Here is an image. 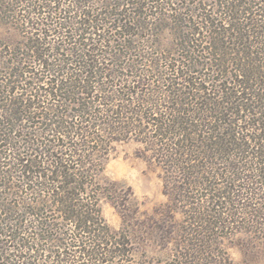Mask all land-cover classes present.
I'll list each match as a JSON object with an SVG mask.
<instances>
[{"label": "trees", "instance_id": "1", "mask_svg": "<svg viewBox=\"0 0 264 264\" xmlns=\"http://www.w3.org/2000/svg\"><path fill=\"white\" fill-rule=\"evenodd\" d=\"M46 1L25 2L28 15H21L19 24L33 19L42 27L36 21L42 9L50 14L52 3L53 14L60 5ZM64 1L58 37L70 42L68 54L77 59H45L30 39L25 47L45 76L23 90L31 95L40 84L47 88H41L39 101L26 95L0 100L5 102L0 105V169H16L12 174L0 170V176L21 178L19 192L34 197L20 203L21 216L9 221L13 226H0V236L9 242L6 249L0 241V264L126 263L136 252L132 240L146 251L166 248L168 264H235L217 232L229 225L251 226L237 231L246 236L237 244V264H264V0H217L212 12L200 0L193 7L187 1V17L177 16L169 27L180 41L176 45L185 49L181 55L167 54L155 41L161 13H155V23H146L142 15L144 8L162 9L173 0H133L131 17L130 0ZM183 23L189 24L187 31ZM112 30L130 44L119 43ZM197 54L207 57L199 60ZM21 67L14 77L26 75ZM39 116L40 131L28 132L24 124L20 133L22 122ZM133 134L173 168L170 196L179 215L173 229L120 225L115 230L104 224L102 196L121 207L123 222L137 209L129 214L125 207L129 187L101 180L104 161H93L91 144L100 135L107 145ZM6 204L13 212L0 193V208ZM41 211L57 214L59 223L28 225L26 215ZM224 232L226 238L234 234ZM145 238L155 241L144 244Z\"/></svg>", "mask_w": 264, "mask_h": 264}, {"label": "rangeland", "instance_id": "2", "mask_svg": "<svg viewBox=\"0 0 264 264\" xmlns=\"http://www.w3.org/2000/svg\"><path fill=\"white\" fill-rule=\"evenodd\" d=\"M35 1L39 3L43 0H0V89L1 91L3 90V94L0 95V100L2 98L6 99L5 97L19 98L26 95L31 99H33L32 96H35L36 100L39 101V99H41V94L43 95L44 92L41 88H47L44 84H40L38 91L31 90V95L29 92L23 90V88L29 87V85L34 87L35 83L37 85L36 79L41 81L45 76V74H42L40 71L41 67L37 68V65L32 63V53L25 47V45L28 46L31 44L30 39L37 41L42 54L44 53L45 59H50L51 61L56 59V63H59L58 59H77L75 55L68 54V49H71L70 42H67V40L66 42H62L61 38L58 37V33L61 32V29L58 26L63 25L61 24V17L64 15V0H59V6L55 4V11L56 7L59 9L57 13H51L53 7L52 3L49 5L50 14H48V12L46 14L45 9H42L44 13L41 11L42 15H39V19L36 20L43 23L42 27L37 26L33 19H31L33 22L29 23L30 25L19 24L21 15L26 17L28 15L25 12V2L33 3ZM187 1H189V4H191L190 6L193 7L197 0H173V4L168 3V6L162 9L158 8L154 10L149 7L142 9V15L146 23H155L158 21V19H154V17H156L155 13L158 12L161 13V18H164V20L160 21V26L154 30V33L157 35L155 41L159 44L160 49L166 51L167 54L168 52L172 54L175 52V55L176 53L181 55L185 51V49L176 45L177 43H180V41L173 37V28L170 30L169 27H173L174 18L177 16L187 17V12L183 9V6H185ZM216 1L217 0H200V4L203 2L202 6L207 7L212 12ZM132 2L134 1L130 0V17L133 15V11H135V4H131ZM43 3L48 5V1L46 0H44ZM67 3L68 1L66 0V4ZM129 7L125 6L124 9H128ZM9 8L12 9L11 12H8ZM33 17L35 18V15ZM184 23L182 26L186 30V27H188L189 24L184 25ZM69 30H71V28ZM113 32L114 30L111 31V33L115 35L114 39H118L119 43L124 45L130 44L126 36L124 37L117 34V32ZM67 36H69V34H67ZM135 45L137 44H133V46ZM197 55L200 56L198 57L199 60L203 57H207V54H202L203 57L199 54ZM16 60H20L19 67ZM20 66L24 68L22 70L27 71L26 75L22 78H18V76L14 77L12 73H14V71L17 72V70L20 69ZM73 67L74 63L67 65L66 72L68 71L69 76L71 75L70 73H74ZM195 69L200 70L201 68L198 67ZM9 72H11V75H9ZM64 72L65 71H62L61 73L63 74ZM51 80H53V78H51ZM5 83L10 86V93H7ZM155 85L160 84L157 83ZM62 96L65 97V95ZM0 105H5V102H0ZM38 105H41L40 102H38ZM61 108L65 109V106H62ZM36 115H39V112L36 113ZM40 116L38 118L34 117L29 122H22L23 127L19 129L20 133L24 132V124L28 127V132L35 133V131H40V126H42L39 124L42 121ZM77 120L78 119L76 118H69V121L72 122H77ZM26 135L29 136V134ZM27 136H25V138H27ZM139 137L140 135L137 134L136 136L133 134L132 137H124L121 138V140L113 141L104 145L102 140H105L106 137L104 138V136L100 135L99 138H101V140L91 144V146H94L90 149L94 155L93 161L96 162L100 158H103L104 161L101 180H107L117 185H121L124 189L129 187L131 189V196L130 201L127 202L128 204L126 203L125 207H129V214L132 212L133 208L136 207L137 209V211H133L129 217H126L123 222L121 207L117 205L116 202L114 203L111 201V199L102 196L99 201L100 214L104 220V224L115 230L119 229L120 225H159L161 227L167 226L173 229V221H176V219L178 220L179 218L178 214L173 213V199L170 196L173 193V168L168 166V164L161 162L160 158H155L153 154L156 152H152L149 146H146L138 140ZM143 137L144 136H141L140 139H143ZM46 140L47 138L42 141L45 142ZM63 141L66 140L63 139ZM0 170L10 171L12 174L16 169L7 166ZM8 174L9 173H4L5 177H3V175L0 176V193L1 197H4L6 203H9V207L13 206L14 210L13 212L7 211L9 209L7 208V204L5 207L0 208L1 227H11L14 225H10L11 223L9 221L16 220V218L21 216V211L19 210L21 202H34V197L32 195L25 194L24 190L19 192L20 187L23 185L21 178L15 176L14 179ZM16 175L18 176L19 174L17 173ZM11 180L14 181V183ZM101 180L100 182L102 183ZM57 217L58 215L55 213L42 211L38 216L26 215L28 225L38 224L39 221L43 220L48 221L50 225H53V223L56 225V223H59L60 221L55 220ZM59 219H61L60 216ZM127 219H130V222L127 221ZM248 226L251 227L250 225H229L228 229H217V232L219 233L218 235L222 236L219 237V240L225 245V248L222 250L224 253L228 254L229 260L232 263H239L241 253L237 244L246 239L245 235L238 233L237 231L247 228ZM226 230L231 231L234 234L230 236L227 235L229 237L226 238L224 234V231ZM168 240L170 239L168 238ZM0 241L5 244V248L7 247L6 245L9 246V242H7L5 237L0 236ZM154 241L155 239L153 238L151 240H146L145 238L143 243L151 245ZM170 241L173 242V235H171ZM131 243V246L136 252L134 251V255L128 258V262L125 263L121 261L118 264H163V260L165 261L164 264H168V260H166V248H153V250L146 251L145 249H141L134 240H132ZM139 244H141V241ZM0 247L2 246L0 245ZM170 247H168V250Z\"/></svg>", "mask_w": 264, "mask_h": 264}]
</instances>
